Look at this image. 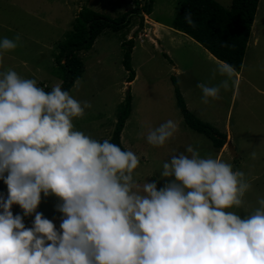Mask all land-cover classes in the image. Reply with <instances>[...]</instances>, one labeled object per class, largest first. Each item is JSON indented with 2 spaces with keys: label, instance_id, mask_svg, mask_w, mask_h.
I'll list each match as a JSON object with an SVG mask.
<instances>
[{
  "label": "clouds",
  "instance_id": "obj_1",
  "mask_svg": "<svg viewBox=\"0 0 264 264\" xmlns=\"http://www.w3.org/2000/svg\"><path fill=\"white\" fill-rule=\"evenodd\" d=\"M184 19L196 26L191 13ZM20 40L0 39V64ZM216 74L218 84L197 83L203 104L238 88L233 65L221 61ZM91 107L60 83L45 91L14 70L0 72V264H264V198L243 217L233 210L252 188L243 171L188 145L163 162V187L141 185L133 151L76 129L74 119ZM178 131L169 119L149 128L146 141L163 147ZM42 194L58 198V229L37 211Z\"/></svg>",
  "mask_w": 264,
  "mask_h": 264
},
{
  "label": "rangeland",
  "instance_id": "obj_2",
  "mask_svg": "<svg viewBox=\"0 0 264 264\" xmlns=\"http://www.w3.org/2000/svg\"><path fill=\"white\" fill-rule=\"evenodd\" d=\"M179 1L153 0L152 12L144 15V26L150 17L170 30L159 33L162 39H155L156 45L147 40L150 35L154 36L148 25L144 29L145 37L141 36L144 42L140 41L139 19H132L133 25L128 33L130 38L136 32L131 52V64L136 76L132 83L125 82L127 72L121 64L123 51L118 37L112 31L106 30L97 37L91 51L81 54L85 71L77 80L79 85L76 81L70 94L81 102H90L92 107L86 109L82 118L74 119V124L77 130L97 140L109 138L117 107L123 101L129 84L132 111L120 137L126 150L133 151L140 158V165L134 170L137 182L142 185L145 181H156L158 189L163 187L167 182L160 177L163 162L192 145L200 151L201 156L211 155L222 159L232 164L234 170L246 174L252 188L244 197L243 207L233 209L243 217L259 207L258 198H264V0L258 1L244 60L235 77L238 88L222 90V98L210 100L208 104L201 102L202 93L197 83L215 85L224 77L216 74L213 78L219 63L210 61L202 46L190 42L184 34H168L177 32L169 28V24ZM216 1L225 8L231 4V0ZM143 2L0 0V39H12L17 33L21 35L15 50L3 52L0 72L14 70L22 78L35 79L38 86L51 90L60 83L53 73L57 43L63 39L65 32L71 30L73 19L81 7H89L113 18L135 7L140 8ZM154 33L158 37V32ZM128 37L125 36V39ZM171 60L178 64V70L175 65L170 67ZM172 78L189 112L226 134L225 144L221 148L214 147L206 135L185 123L176 104ZM169 119L179 124L175 137L163 147L149 145L146 141L149 128H155ZM227 141L232 143L235 156L227 149ZM252 152L256 153L255 159L251 157ZM0 193L7 196V186L2 180ZM57 203L58 198L55 196L45 198L42 194L37 211L52 220L58 229L61 213L55 210ZM12 212L14 215H23L18 205H13ZM33 219L34 215L25 217V226L31 227Z\"/></svg>",
  "mask_w": 264,
  "mask_h": 264
},
{
  "label": "trees",
  "instance_id": "obj_3",
  "mask_svg": "<svg viewBox=\"0 0 264 264\" xmlns=\"http://www.w3.org/2000/svg\"><path fill=\"white\" fill-rule=\"evenodd\" d=\"M259 0H231L228 8L216 0H180L170 27L192 38L220 61L233 65L239 73L251 34L252 24ZM153 0H144L141 7L127 10L117 17L94 11L83 6L75 15L71 30L57 43L54 55V75L60 79L63 89L70 91L75 82L85 71L81 54L91 51L92 46L106 30L118 37L123 51L121 64L127 72L125 82L134 80L136 73L131 64V52L134 47L133 36L125 39L132 27L133 18H138V28L143 25L144 15L152 12ZM191 13L195 27L185 22V14ZM123 32L122 37L120 33ZM164 57L168 58L166 53ZM169 59V58H168ZM171 62V61H170ZM175 89L176 104L179 107L185 123L199 133L209 138L216 148L225 144L226 134L220 132L209 123L195 118L187 109L186 103L172 78ZM50 91V90H45ZM132 97L128 84L123 101L117 107L116 120L109 138L114 144L126 150L121 142V132L132 111ZM100 139L99 141H103Z\"/></svg>",
  "mask_w": 264,
  "mask_h": 264
},
{
  "label": "crops",
  "instance_id": "obj_4",
  "mask_svg": "<svg viewBox=\"0 0 264 264\" xmlns=\"http://www.w3.org/2000/svg\"><path fill=\"white\" fill-rule=\"evenodd\" d=\"M150 21H148V20H146V24H145V26H144V23H143V25H142V27L140 28V30H141V33H139V35H140V38H141V36H143V34H142V30L143 29H145L146 30V26L148 25L151 29H152V34L154 35V36H152V35H150L149 37L150 38H147V40L148 41H150V43L151 44H153V45H156V41H155V39H158L159 41L162 39V34H160V37H159V33H161V32H167V30L168 31H170L168 28H163L162 27V25H163V23H161V22H158V20H151L150 19V17L148 18ZM254 19H255V16H254ZM253 22H254V20H253ZM165 25H167L168 26V24H165ZM253 25V24H252ZM169 28H172V27H170V24H169ZM173 29V28H172ZM155 32H158V37H157V35H155V33H154V31ZM173 30H175V29H173ZM175 31H177V30H175ZM129 33V32H128ZM173 33H176V34H183L182 32H179V31H177V32H169L168 34H170V35H172ZM185 35V34H184ZM251 35V34H250ZM127 37H128V34L126 35ZM185 36H187V35H185ZM129 38V37H128ZM188 40L190 41V42H195L192 38H190L189 36H188ZM250 38V37H249ZM127 39V38H126ZM249 41V40H248ZM141 42H144V39H143V41H141ZM195 44H197V46H201L200 44L198 45V43L197 42H195ZM248 45V44H247ZM134 48V47H133ZM132 48V49H133ZM204 52L206 53V56H207V58L210 60V61H212V62H217V63H220L221 61L220 60H218V59H216L212 54H210L205 48H204ZM173 65H175L176 66V69L178 70V64H176L175 62H173V60H171V65H170V67L172 68L173 67ZM132 83V82H131ZM124 129V128H123ZM220 150H222V149H220Z\"/></svg>",
  "mask_w": 264,
  "mask_h": 264
},
{
  "label": "water",
  "instance_id": "obj_5",
  "mask_svg": "<svg viewBox=\"0 0 264 264\" xmlns=\"http://www.w3.org/2000/svg\"><path fill=\"white\" fill-rule=\"evenodd\" d=\"M227 149L229 150V152L232 154V155H236L234 149H233V146H232V143L230 141H227Z\"/></svg>",
  "mask_w": 264,
  "mask_h": 264
},
{
  "label": "built area",
  "instance_id": "obj_6",
  "mask_svg": "<svg viewBox=\"0 0 264 264\" xmlns=\"http://www.w3.org/2000/svg\"><path fill=\"white\" fill-rule=\"evenodd\" d=\"M142 33H143V36H145V35H144V29H143V32H142ZM139 37H140V36H139ZM140 41H142V38L140 39Z\"/></svg>",
  "mask_w": 264,
  "mask_h": 264
}]
</instances>
